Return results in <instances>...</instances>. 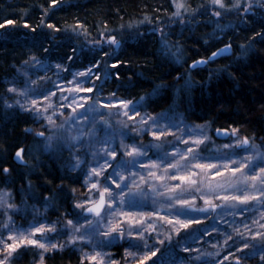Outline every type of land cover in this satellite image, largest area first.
Here are the masks:
<instances>
[{
    "label": "snow or ice",
    "instance_id": "6c2138e0",
    "mask_svg": "<svg viewBox=\"0 0 264 264\" xmlns=\"http://www.w3.org/2000/svg\"><path fill=\"white\" fill-rule=\"evenodd\" d=\"M171 2L175 7L171 15L180 18L181 23V9H191V19L235 13L240 25H246L250 16H259L264 25V0H209L203 11L186 6L185 0ZM57 3L50 0L53 16L60 11ZM214 23L221 27L219 20ZM10 24L13 21L5 19L0 29ZM45 26L53 32H42L41 41L32 47L41 48L47 55H30L15 66L13 73L0 79V84L6 85L0 93V119L7 121L10 111L27 114L32 123L39 125V129L25 128L26 135L34 136L28 156L41 153L64 160L60 182L70 180L72 185L58 192L50 190L51 194L41 201L45 212L55 208L62 195L74 194L76 184H81L87 194L83 198L71 195L70 206L60 204L64 212L50 220L40 213L39 206L28 203L34 189L28 177L31 171L38 170V164L29 167L31 161L23 147L13 154L22 172L10 168L4 163L6 157L0 155V264L22 261L30 251L28 246L40 250L33 264H44L45 253L69 246L79 249L80 264L85 260L105 264L108 254L102 249L116 239L127 244L125 255L133 257L132 264H224L230 258V264H248L257 257L264 264V140L255 143L248 136H240L236 127L216 128L217 137L225 136L230 141L217 145L208 135L209 121H187L178 109L181 95L187 97L195 87L190 71L177 72V82L172 85L156 84L147 98L141 95L127 99L112 91L105 98L108 80H118L122 75L118 66L129 63L117 55L124 47V34L118 38L110 33L104 41H88L72 48L81 68L70 71L64 61L73 60L72 55L58 56V47L51 51L44 47L45 40L55 41L53 33L61 32L60 27L51 22V17ZM71 30L80 34L76 26ZM35 31L31 28L32 33ZM153 31L161 34V53L183 67L182 54L177 55L181 49L176 47L172 52L174 45L169 43L163 27ZM9 35L5 29L0 41ZM140 36L138 30L128 34L130 39ZM254 37L259 39L241 45L240 55L247 56L256 43H264V31L255 32ZM24 39L32 38L25 33ZM231 51L232 45L225 44L206 57L194 59L190 68L198 70V66ZM101 53L107 57L103 67ZM53 67L57 70L53 73L55 79L48 75ZM211 76L210 73V79ZM167 89L173 93L169 107L150 114V102L162 98ZM145 135L152 139L145 142ZM13 171L25 181L17 193L20 204L15 202L11 187L17 178ZM29 207L32 220L18 224L15 217L23 218ZM38 215L42 219H37ZM22 246L23 251H17ZM107 264L116 261L109 259Z\"/></svg>",
    "mask_w": 264,
    "mask_h": 264
},
{
    "label": "trees",
    "instance_id": "16d2710c",
    "mask_svg": "<svg viewBox=\"0 0 264 264\" xmlns=\"http://www.w3.org/2000/svg\"><path fill=\"white\" fill-rule=\"evenodd\" d=\"M225 2L229 3L231 0H225ZM185 3L192 9L199 8L203 11L204 7H208L209 0H185ZM56 7H59L60 11L53 16L50 0H0V23L5 19L13 21V24L5 25L4 29H0V34L5 33V29L10 34L8 39L0 41L3 45L0 47V79L13 73L15 66L29 59L30 55L35 54L41 58L47 55L41 48L32 47V44H38L41 41L42 32H53L45 26L50 17L51 22L57 24L61 32L53 33L55 41L45 40L44 47H49L50 51L58 47L59 51L55 53L58 56L72 55L73 60L64 61L70 71L81 68V61L76 60V54L71 51L72 48H79L81 43L86 44L88 41H104L110 33L120 38V34L123 33L125 44L117 55L122 61L127 60L129 63L118 66L122 73L118 80H108L104 90L105 98L110 91L116 92L117 97L127 99H135L141 95L147 98V93L151 92L156 84L172 85L177 82V72L190 71L195 87L187 97L181 95L178 109L184 113L187 121L195 124H204L205 121H209V136L217 145L230 141L229 139L218 140L215 136L216 128L236 127L240 136H248L255 143L264 140V43H256L255 49L249 50L247 56L240 55L241 45L247 46L250 39L258 40V37H254V33L264 31V25L260 24L259 16L255 18L250 16L246 25H240V17L235 13H223L218 18L197 15L195 19H191V9L188 12L181 9L183 13V23H181L180 18L171 15L175 11L171 0H58ZM45 9H48L47 13ZM215 20H219L220 28L216 27ZM41 21H44V25ZM25 23L28 27L24 26ZM130 23L133 25L132 28L128 27ZM80 25H83L82 29ZM72 26L77 27L79 35L72 32ZM33 27L36 29L34 33L31 32ZM156 27H163L164 32L167 33L169 43L174 45L172 52L176 51V47L181 49L177 55L182 54L183 67L176 64L174 59H169L161 53V34L153 31ZM137 30L141 34L138 39L128 38L129 33H135ZM25 33H29L32 39L26 41ZM225 44H231L233 47L231 57L209 62L198 70L190 68L194 59L206 57ZM107 50L111 52L110 48ZM100 56L101 67H103V60L107 57H104L103 53ZM55 71L57 70L53 67L48 73L53 79H55L53 75ZM139 73L143 75L138 76ZM101 79H103V73H101ZM99 82L95 81L97 84ZM180 83L182 85V79ZM5 87L6 85L0 84V93ZM172 97V90H165L162 98H154L156 102H150L148 112L155 115L167 109L172 102ZM29 126L39 129V125L32 123L25 113L17 115L10 111L7 121L0 119V155L6 157L4 163L10 168L22 172L24 170L21 165L13 160V154L17 148L23 147L26 158L31 161L29 167L38 164V170L31 171L28 177L34 185L33 196L28 198V203L39 206L43 216L55 220L64 212L60 204L70 206V196L81 198L85 188L81 184L74 185L76 188L74 194L62 195L55 208L50 207L47 212L44 211L41 204L43 197L50 195V190L58 192L61 187L72 185V181L65 180L63 184L60 182L63 174L61 170L63 159L50 158L48 154L41 153L28 156L29 147L34 142V136L25 133V128ZM144 138L146 142L148 138ZM64 156H67V152ZM13 176H17L16 171H13ZM2 180L3 174L0 173V181ZM24 185L22 176H17L11 185L13 193L16 194L17 204L21 203V197L17 194L18 190ZM201 202L198 200V203ZM216 202L219 203V201ZM57 208L59 211L56 210ZM32 218L33 213L30 207L23 218L15 217L19 224H26ZM41 218L42 216H37V219ZM203 223L207 224L208 221ZM215 236L216 234L213 233V237ZM28 247L30 251L24 259L14 264H33L34 259L38 260L37 252L40 250L33 246ZM126 247L127 244L120 239L114 240L110 246L105 247L108 254L105 264L109 259L115 260L116 264H132L133 257L125 255ZM17 251H23V246ZM224 254L226 253H222L220 258ZM230 262L231 258L224 261V264H230ZM44 264H80V251L69 246L63 251L47 252ZM83 264H96V262L85 260ZM248 264H260L259 258L249 261Z\"/></svg>",
    "mask_w": 264,
    "mask_h": 264
},
{
    "label": "rangeland",
    "instance_id": "374dc122",
    "mask_svg": "<svg viewBox=\"0 0 264 264\" xmlns=\"http://www.w3.org/2000/svg\"><path fill=\"white\" fill-rule=\"evenodd\" d=\"M141 114L143 115V112H141ZM153 115V114H152ZM113 119V121H115L116 120V117H113L112 118ZM137 119H139V118H137ZM209 131L210 130H208V135H209ZM176 135H179V133H176ZM144 137H147L148 138V140H151L152 139V137L150 136V135H145ZM168 138H170V139H172V137H168ZM144 140H145V138H144ZM181 147H183V146H181ZM217 179H220V178H217ZM170 183H174L173 181H169ZM93 191H95V190H93ZM87 194V192H86V189H85V192L83 193V196L84 195H86ZM83 196L81 197V198H83ZM202 203V202H201ZM79 211V210H78ZM242 219H243V217H241ZM42 219V218H41ZM19 224V223H18ZM37 235V237L40 235L39 233H37L36 234ZM89 251H91V249L89 248L88 249ZM97 250H100V249H97ZM102 251L103 252H105V253H107V249H105V248H103L102 249ZM226 253V252H225ZM106 260H107V256L105 257V262H106ZM107 264V263H106Z\"/></svg>",
    "mask_w": 264,
    "mask_h": 264
},
{
    "label": "water",
    "instance_id": "95a60500",
    "mask_svg": "<svg viewBox=\"0 0 264 264\" xmlns=\"http://www.w3.org/2000/svg\"><path fill=\"white\" fill-rule=\"evenodd\" d=\"M232 55H233V47H232V51H231L230 53H226V54L223 55V56H218V57L216 58L215 61H218V60H220V59H222V58H228V57H231ZM215 61H214V62H215ZM210 62H213V61H210ZM205 66H206V65H200V66H198V69H199V68H203V67H205ZM192 70H196V69H192ZM215 136H216V134H215ZM216 137H217V136H216ZM217 139L223 141V140H227L228 138L225 137V136H219V137H217Z\"/></svg>",
    "mask_w": 264,
    "mask_h": 264
}]
</instances>
